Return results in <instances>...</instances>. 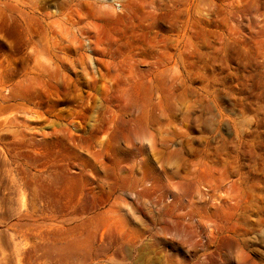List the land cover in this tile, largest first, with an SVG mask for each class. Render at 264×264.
I'll list each match as a JSON object with an SVG mask.
<instances>
[{"label": "rangeland", "instance_id": "1", "mask_svg": "<svg viewBox=\"0 0 264 264\" xmlns=\"http://www.w3.org/2000/svg\"><path fill=\"white\" fill-rule=\"evenodd\" d=\"M0 264H264V0H0Z\"/></svg>", "mask_w": 264, "mask_h": 264}]
</instances>
